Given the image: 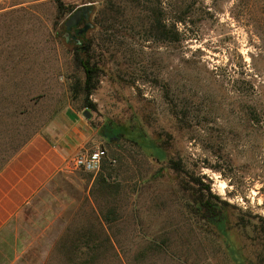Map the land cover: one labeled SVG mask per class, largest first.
<instances>
[{
  "label": "rangeland",
  "instance_id": "rangeland-1",
  "mask_svg": "<svg viewBox=\"0 0 264 264\" xmlns=\"http://www.w3.org/2000/svg\"><path fill=\"white\" fill-rule=\"evenodd\" d=\"M131 1L0 0V171L72 110L89 111L95 128H140L169 158L103 141L112 189L94 201L119 219L103 232L87 205L108 171L73 169L21 216L25 264H142L161 246L183 264H238L236 252L264 264V0ZM86 6L97 26L78 40L101 69L89 95L77 30L64 29ZM153 11L179 40L150 36ZM210 193L225 203L227 237L195 214Z\"/></svg>",
  "mask_w": 264,
  "mask_h": 264
},
{
  "label": "crops",
  "instance_id": "crops-1",
  "mask_svg": "<svg viewBox=\"0 0 264 264\" xmlns=\"http://www.w3.org/2000/svg\"><path fill=\"white\" fill-rule=\"evenodd\" d=\"M63 120L65 128L53 124L34 135L0 171V247L4 245L8 250L7 259L2 261L0 258V264H25L29 261L26 258L29 238L21 222L25 209L34 200L48 194L59 178L69 177L68 174L73 170L72 160L76 155L100 147L103 141L107 142L101 136L100 128L93 127L84 112L72 110ZM98 178L93 179L96 191L88 193L87 205L105 232L108 231L102 217L105 213L99 211L94 201L99 197L101 189ZM157 240L150 242L156 244ZM147 253L146 259L140 261L142 264H152L151 261L162 259L170 264H183L171 258L162 246ZM38 259L40 262V256Z\"/></svg>",
  "mask_w": 264,
  "mask_h": 264
},
{
  "label": "trees",
  "instance_id": "trees-1",
  "mask_svg": "<svg viewBox=\"0 0 264 264\" xmlns=\"http://www.w3.org/2000/svg\"><path fill=\"white\" fill-rule=\"evenodd\" d=\"M132 4H135V1H131ZM105 9V13L103 15L107 14L110 10L107 8L109 5L108 2L103 3ZM60 8H62V5H60ZM149 12V11H148ZM150 13V12H149ZM152 21L151 24H149V30H150V36H153V38H157L160 41H175L179 40V33L177 31L170 30L168 28V25L164 23L160 18H158L153 11L151 13ZM154 17V18H153ZM147 18V17H146ZM151 18V17H148ZM66 22V21H65ZM64 22V29L66 30V33H69L71 35V29L70 31L67 30ZM97 26V25H96ZM95 25H92L89 27L87 31H84L83 34H80V32L76 33V38H73L71 36V39L75 41L76 49H75V66L77 68L83 69L84 73L86 74V81L84 85V91L87 95L91 94L92 91L97 86V78L101 71L99 65L97 63L92 62V53H91V46L92 43H80L78 40V36H85L90 30L96 28ZM94 56V55H93ZM100 134L103 138H105L108 143H117L121 140H126L128 142H131L135 145H137L140 149L144 151H149L151 155L156 158L158 161H165L169 160L167 150H165L163 147L159 146L156 142L153 140L147 139L142 129L134 127V126H123V125H116L113 122H106L101 128H100ZM171 167L175 171H182V167L179 164H171ZM102 172L108 171L106 176L99 175L98 181L99 185L101 187V190L104 192H109L112 188L111 185L108 183V180L112 176V162L110 163V166L106 167L104 164L101 168ZM210 191V189H208ZM211 194V193H210ZM211 199H198V207L197 214L200 219L208 224L210 227H216L220 235L222 237H227V226H226V217L223 213V209L219 206L225 205V203H221L219 200L214 202L212 198L214 197L212 194L210 195ZM105 223L107 225L117 221L119 219V216L116 215L115 211L113 209H108V211L105 212V214L102 215ZM233 251V250H232ZM234 252V251H233ZM234 256L236 255L238 259V264H246L243 258L240 256L239 253H234ZM251 264V263H249Z\"/></svg>",
  "mask_w": 264,
  "mask_h": 264
},
{
  "label": "built area",
  "instance_id": "built-area-1",
  "mask_svg": "<svg viewBox=\"0 0 264 264\" xmlns=\"http://www.w3.org/2000/svg\"><path fill=\"white\" fill-rule=\"evenodd\" d=\"M106 158L107 152L105 149H92L76 155L72 160V167L75 170L97 173L101 170Z\"/></svg>",
  "mask_w": 264,
  "mask_h": 264
},
{
  "label": "water",
  "instance_id": "water-1",
  "mask_svg": "<svg viewBox=\"0 0 264 264\" xmlns=\"http://www.w3.org/2000/svg\"><path fill=\"white\" fill-rule=\"evenodd\" d=\"M90 11V6H86L82 9L77 10L69 19L66 20L65 26L67 30L70 31L71 29L78 27L82 21L88 20ZM90 26V23H86L83 31H81L80 34H83L84 31H87ZM67 37H69V34ZM84 116L88 119L91 118V114L89 113V111H85Z\"/></svg>",
  "mask_w": 264,
  "mask_h": 264
},
{
  "label": "flooded vegetation",
  "instance_id": "flooded-vegetation-1",
  "mask_svg": "<svg viewBox=\"0 0 264 264\" xmlns=\"http://www.w3.org/2000/svg\"><path fill=\"white\" fill-rule=\"evenodd\" d=\"M86 23H87V20L82 21V22L80 23V25H79L78 27H76V28H73V30H77V32H81V31H83V29H84ZM82 24H83V28H82V29H79L80 26H81ZM77 32H76V33H77ZM72 37H76V36H72Z\"/></svg>",
  "mask_w": 264,
  "mask_h": 264
}]
</instances>
